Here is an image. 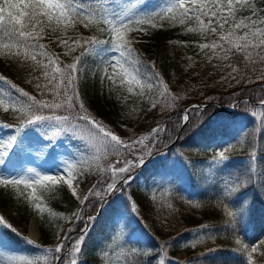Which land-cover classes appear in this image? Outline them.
Here are the masks:
<instances>
[{
  "label": "trees",
  "instance_id": "16d2710c",
  "mask_svg": "<svg viewBox=\"0 0 264 264\" xmlns=\"http://www.w3.org/2000/svg\"><path fill=\"white\" fill-rule=\"evenodd\" d=\"M122 1L118 10L131 13L123 23L133 29H122L133 49L131 56L126 53L124 57L113 50L115 34L102 22L90 23L88 27L81 23L65 27L55 19L49 24L46 18L37 17L42 23L34 31L40 38L25 40L18 35L20 25L8 13L17 17L26 9H7L1 14L2 101L22 104V118L27 120V115L36 111L29 107L30 97L41 102L53 100L52 93L44 87H51L49 79L53 77L49 56L66 72L67 65L76 63L77 69L72 72L75 84L67 93L73 97L74 107L45 108L37 114L87 115L125 142L145 138L148 147L122 149L118 157L125 161L135 162L137 157H143L126 173L137 175V180L121 184L117 179L116 190L107 191L110 180L105 171L89 188H94V194L89 196L87 205H79L57 178L55 182L41 184L32 181V188L22 183L0 184V216L7 223L0 228V264H24L14 257L2 256L27 243L20 225L32 214L33 207L45 245L58 240L55 221L60 212H77V221L66 234L67 252L55 264L71 260L70 244L89 222L77 264H154L157 258H162L164 264H264V105L260 103L264 100V63L245 62L239 53L222 60L211 49L201 50L200 44L213 42L227 47L220 36L227 35L231 19L224 29L213 21L216 33L201 34L196 30L199 24L195 16H182V9L169 12L158 7L174 0ZM185 4L190 7L188 0ZM236 8L235 18L239 21L244 14L239 5ZM70 14L80 16L77 12ZM224 14L227 15V9ZM172 16L176 19L167 18ZM19 18L27 23V17ZM145 19L150 24L137 23ZM181 19L185 23H180ZM202 19L204 24L208 23L207 18ZM116 23L120 21L117 19ZM189 28L194 30L188 31ZM24 30L33 31L31 25ZM92 37L103 43H84ZM61 40H67L75 50L70 51ZM76 40L82 46H75ZM4 44L12 45V52L26 49L36 55V61L10 55L3 49ZM39 44L45 48L35 47ZM216 52L224 54L220 48ZM233 67L237 68L235 73ZM45 71L49 73L48 79ZM61 80L60 75L52 84ZM60 99H64L63 91ZM191 104L204 105L202 109L206 111L199 119L193 112L185 124L182 116L186 109H192ZM253 113L261 115V125H257ZM217 115L222 116L216 119ZM85 124L91 125L89 121ZM158 126L164 130L155 139H147ZM92 128L95 133H90L98 135V128L93 124ZM222 150L227 160L214 163ZM173 155L184 162L183 171L168 168V158ZM13 188L15 195L10 194ZM130 202H134V211ZM245 202L243 212L234 220L229 212L240 213ZM91 215L93 220L88 219ZM132 217L136 225L132 224ZM203 225L208 228H202ZM141 230L149 236L146 241L134 237ZM252 247L259 251L250 256ZM180 250L185 254L176 258Z\"/></svg>",
  "mask_w": 264,
  "mask_h": 264
},
{
  "label": "snow or ice",
  "instance_id": "6c2138e0",
  "mask_svg": "<svg viewBox=\"0 0 264 264\" xmlns=\"http://www.w3.org/2000/svg\"><path fill=\"white\" fill-rule=\"evenodd\" d=\"M249 3V0H227L225 3L224 0H188L189 6H186L185 0H174L171 7L168 8L169 12H172L174 9H182V16L189 17V16H195L196 20L198 21L199 28L196 29L201 32V34H206L208 31H211L212 33H216L217 28L212 27L213 21H215L217 27L220 29H224L226 24H229V19L232 20V23L229 24L227 35H221L220 40L226 42L227 47H225V44H217L213 42L212 44H200L199 47L201 50L203 49H211L213 55L218 56V58L222 60H228L230 54L239 53L242 57V59L245 62H250L252 64H255L257 60H259L261 63H264V27H261L260 25H264V20H256L252 17H245L240 19L239 21H236L235 18V12L237 10L236 5H240L241 7L247 5ZM25 11H20L19 16L12 17V13L9 12V17L13 18L15 20V23L17 25H20L21 30L19 31L18 35L25 40L28 38L33 39H39V34L35 33V28L38 24H41L42 21L37 19V17H44L47 19V22L49 24L52 23V21L55 19L57 24L63 23L65 27L68 26H74L76 23H81L85 27H88L90 23L93 22H102L105 25H109L111 32L115 34V45H114V51L120 52V56L124 57L127 53L128 56H131L133 49L130 47L132 41L129 39H126V31H132L133 29H129L128 26L123 23V19L125 16H130L131 13L127 10L121 14L120 23L117 24L115 21V18L109 19L106 16L101 15L100 20L93 21L89 19L90 14L86 13L84 14L83 18L80 16L73 17L69 10L73 9L72 0H67L65 3H61L60 0H29L28 3H25L23 5ZM21 8L20 4H14L11 3V0H2V5H0V14L4 13L7 9H16L19 10ZM27 9H31L30 11H27ZM225 9H227V15L225 16L224 12ZM55 11V15H54ZM256 15L255 10L253 9V16ZM19 17H27V23H22L21 19ZM168 19L175 20L176 17H167ZM202 18H207L208 23L204 24V21ZM4 19L3 15H0V21ZM87 21V22H85ZM138 24L142 23H149V19L145 20H138ZM180 23H185L183 19L180 20ZM29 25H31L33 31H25ZM152 27H155L156 25L152 24ZM122 29L126 31H122ZM43 28H40V32H43ZM102 31H107L108 29H101ZM141 31L143 29H140ZM194 29L189 28L188 31H193ZM244 30L242 34L236 35L238 31ZM55 31V29H53ZM64 46H69L67 40H61L59 41ZM85 44H100L103 43V41L97 40L95 37H92L88 40L84 41ZM75 46H82L80 40L74 41ZM12 45L4 44L3 49L8 50L10 55L15 56H23L25 60L31 59L32 61H36V55L27 52L25 49L24 52H21L19 50L12 52ZM35 47H38L40 49H44L45 45L39 44L35 45ZM220 48L221 51L224 53L222 56L219 55V53L216 52V49ZM70 51H74V47L69 46ZM44 55H47V53H44ZM212 57H209L211 59ZM79 58H77L78 60ZM190 59V58H189ZM49 62L50 63H57V61L53 60L51 56H49ZM117 64H119V60L116 61ZM45 68H47V65H44ZM67 72H62V70L57 67L54 69L55 72H61V83L52 84V80L55 79L53 76L51 79H49V84L51 87H48L45 85L44 87L47 89V91L51 92L53 95L52 102H41V101H35L34 98H29L30 101H32V104L29 105L30 108L35 107L36 111H32L30 114L27 115V123L33 124L37 122H49V128L47 131L52 132V137H55L57 135L62 134L64 131L70 130L72 127V115L71 112H69L66 115H54V116H45L37 114V112L41 109H49V110H58L67 107L68 109H71L74 107L73 97L68 96V89L70 86H74L75 84V78L72 75V72L76 71L77 64L73 63L66 66ZM237 71V68L233 67L232 72L235 73ZM126 74V73H125ZM44 76L46 79L49 78V73L47 71L44 72ZM135 83L139 84L138 80H135V77L132 78ZM0 80H4L3 77H0ZM10 83V82H9ZM15 87V85H13ZM38 88L41 87V85H37ZM17 91H20L22 95L27 96V93H24L22 90L17 89ZM64 93V99H60L61 92ZM129 92H132L133 89L131 87L128 88ZM165 95H167V92H165ZM176 99H179V97H176ZM261 105H264V100L260 101ZM153 107H155V103L152 104ZM80 109H83V105H80ZM7 110V109H5ZM23 111V110H21ZM206 111V109L200 108L198 105H194L191 110H185L184 115L182 116V121L187 124L189 122L190 116L195 112L197 119ZM77 119L89 121V123L93 124L94 127L98 128L99 132L103 134V137L106 139L102 140L103 144L107 145L108 150L111 153H115L117 155L121 154L122 149H130L135 150L137 145L142 146L143 148H147L148 145L144 143L145 138L135 139L132 140L131 143L123 141L120 137L117 135L107 131L103 128L102 125H99L96 121L90 120V118L87 115H77ZM63 125H68V128L63 127ZM164 129H161L159 126L154 128L152 130L151 137L147 139H155L161 131ZM51 139V137H50ZM12 144L11 142L6 146V148H11ZM7 151L0 154L7 155ZM227 160V157L224 154V150H222L219 153V159L214 160V163L219 164L222 161ZM143 157H137L136 161H125L124 166L119 168H114L112 166H109L107 170L101 169L102 171H108L110 175L116 179H119L120 183L123 184L125 182L130 183L132 180L131 175L128 176H121L120 174L124 173H130V169L135 167L136 162H142ZM0 163H3V159L0 158ZM117 163H120V161H117ZM73 168V165L66 164V167L63 168L62 173H65L69 180L65 181L68 185V188L71 190V194L76 197L77 193L75 188L73 187V184L71 182L72 179H74L71 169ZM32 171V170H29ZM251 171V170H250ZM254 174V173H252ZM63 178V177H61ZM116 179L113 180V183H109L107 185V191H115L116 190ZM42 181H56V176L54 175H44L39 176L37 174V179L34 181L36 184H41ZM23 183L25 187L32 188V183H29L27 180H10L8 178H5L3 176H0V184L8 185V184H16L19 185ZM231 191V189H229ZM33 192H35V189H33ZM94 194V188L89 190V195H86L84 197V200L82 203L87 205L89 202V196ZM245 205L242 206L240 213L238 212H229L230 216H233L234 220L237 219L238 215H240ZM36 207L39 209L40 204H36ZM129 207L134 211L135 205L134 202L129 203ZM77 215V214H74ZM89 220H93L94 217L89 216ZM4 222L3 217H0V223ZM8 227H11V225H8ZM202 228H208V225H203ZM15 231V229H13ZM83 236L84 233L82 232L81 237L77 238L75 242H73V250L76 253H79L81 251V245L83 244ZM199 237V233L197 234ZM67 239V237L65 238ZM27 243H32L31 241H26ZM67 245L65 243H61L55 247V249H51L49 251H52L54 253H61L62 250ZM259 249L257 247H252L251 254L257 253ZM55 259H60L58 256L55 257ZM71 264H77V261L73 259L71 261ZM162 264V262H161Z\"/></svg>",
  "mask_w": 264,
  "mask_h": 264
},
{
  "label": "rangeland",
  "instance_id": "374dc122",
  "mask_svg": "<svg viewBox=\"0 0 264 264\" xmlns=\"http://www.w3.org/2000/svg\"><path fill=\"white\" fill-rule=\"evenodd\" d=\"M28 2L29 0H11V3L20 4L21 8H24L23 5ZM60 2L65 3L67 0H60ZM172 3L173 1H167L158 5V7L162 10L168 11V8L171 7ZM72 4L73 9L69 10V12H77L82 17L84 14L89 13V19L93 21L100 20L101 15L106 16L109 19L115 18V21L117 19L120 21L121 19L122 11L120 9L118 10V7L123 5L122 0H72ZM0 5H2V0H0ZM239 7L240 11L244 14V18L252 17L256 20H264V0H249L247 5L243 7L239 5ZM21 8L17 11H20ZM253 9L256 12L255 16H253ZM260 26L264 27V25ZM52 59L55 60L53 57ZM51 64L53 66L51 73L55 79L59 78L61 75V72L54 71L55 68L59 67L62 72H66L61 68L58 62ZM110 73H112V71H110ZM70 90L71 86L68 89V93ZM3 91L4 89L0 84V96H2ZM15 104L16 103L13 102L11 105L0 99V105L3 108V113L0 114V154L5 151L8 153L7 155L0 156V158L3 159V163H0V176L10 180H27L30 183L37 179V174H39V176L54 175L59 179L65 189L70 192L65 182L69 180V177L65 173H62V170L66 167V164H71L73 165L71 171L74 177L71 182L73 183L75 190H77L76 193L80 199L74 197L72 194L71 195L80 205L96 178L101 173L105 172L101 169L107 170L109 166L114 168L124 166L125 160L120 159L118 157L119 155L111 153L108 150L107 145L102 143V140L106 139L103 137V134L100 132L98 135L91 134L90 132L92 131L95 133L92 124L86 126L85 122L87 121L76 118L78 114H71L73 119L70 130L52 137L51 131H49L47 135L49 122L28 124L27 120L22 118L25 115V112L21 111L23 109L22 104ZM54 115L66 114L57 113L45 116ZM252 115L255 118L257 125H261V115L257 113H253ZM221 116L222 115H217L215 118L218 119ZM63 127L68 128L69 126L63 125ZM10 142L12 147L6 148ZM117 161H120V163H117ZM168 168L183 171L184 162L179 159L178 155H173L168 158ZM124 174V176H128L126 173ZM136 176H131V183H134L137 180ZM108 179L110 180V183H113V180L116 178L112 177L109 173ZM14 191L15 189L13 188L10 194L15 195ZM28 200H31V198H28ZM34 209L35 207H33L32 214L26 219V221H22L20 225V229L24 231V237L27 241H31L32 243H26L17 250L8 254H3L2 258L14 257L19 261H22L24 264H55L59 260L55 259V257L58 256L60 258L65 255L68 248L65 247L62 252L58 254L49 250L55 249L57 245L67 242V239L64 241V238H66L69 228L75 225L77 215L74 214H77V212H60L55 221L58 240H56L53 245H45L42 242L41 234L37 228ZM131 220L133 225L137 224L133 217ZM3 221L4 222L0 223V228L7 225L4 219ZM88 225H90V222L86 227L84 225L81 232L77 233L74 237V240L69 247L71 260L65 264H71L73 259L78 261L79 253H76L73 250L72 245L77 238L81 237L82 232L85 234ZM31 230L33 231V234L37 233L36 240H33L28 236V233ZM134 237H138L141 241H146L149 238L148 234L143 230L137 231ZM184 254L185 252L180 250L175 257L180 258L183 257ZM256 256L258 258L261 257L260 254H256ZM161 262L164 264L162 258H157L154 264H161Z\"/></svg>",
  "mask_w": 264,
  "mask_h": 264
},
{
  "label": "bare ground",
  "instance_id": "6f19581e",
  "mask_svg": "<svg viewBox=\"0 0 264 264\" xmlns=\"http://www.w3.org/2000/svg\"><path fill=\"white\" fill-rule=\"evenodd\" d=\"M73 184V183H72ZM66 185H67V183H66ZM67 187H68V185H67ZM69 189V188H68ZM69 191L71 192V190L69 189ZM77 191V190H76ZM76 197H78L79 199H80V197L79 196H76ZM35 225V224H34ZM35 229H36V226H35ZM37 231V230H36ZM28 236L30 237V238H32L33 240H36L37 239V233L36 234H33V231L31 230L29 233H28ZM39 238V237H38Z\"/></svg>",
  "mask_w": 264,
  "mask_h": 264
}]
</instances>
